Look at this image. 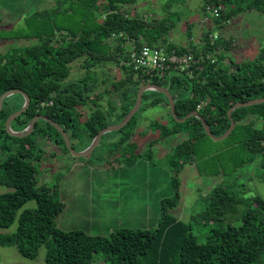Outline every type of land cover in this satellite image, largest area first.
I'll return each mask as SVG.
<instances>
[{
  "label": "trees",
  "instance_id": "obj_1",
  "mask_svg": "<svg viewBox=\"0 0 264 264\" xmlns=\"http://www.w3.org/2000/svg\"><path fill=\"white\" fill-rule=\"evenodd\" d=\"M184 2L188 0H171L160 6L154 1V7L148 9L147 2L140 0H56L54 8L27 16V28L17 35L33 38L35 43L0 51V97L14 89H23L31 97L30 106L12 121V128L17 124L24 131L35 116L45 115L66 131L82 128L88 146L101 129L109 126L113 116L117 124L125 118L136 103L139 89L151 82L171 91L177 115L172 114L174 119L198 111L215 135H223L231 125L228 111L236 103L264 97V50L254 61L245 63L227 57L232 43L220 29L243 11H264V0H204L203 15L199 17L205 18L208 25L197 36L194 24L199 20L185 19L189 38L184 45H178L170 37L184 19V11L174 8ZM150 9L154 14L148 15ZM6 35L0 32L1 39H7ZM140 45L176 50L200 61L191 71L142 77L130 64L131 50ZM103 56L114 60L122 72L111 87L99 90L107 79L102 81L90 71L78 81H68L71 62L82 59V67L90 70ZM123 60L127 62L123 64ZM152 93L166 98L169 105L164 93L149 89L143 95L146 106L158 104ZM105 96H109L107 108L102 104ZM24 103L23 94H14L4 99L0 110V148L7 150L0 160V184L12 189L0 195V245L14 246L29 258L38 257L45 246L47 264H94L98 259L99 264H251L264 254V197H254L236 223L231 214L243 198L232 185L221 183L200 196L201 209L191 220L184 221L172 213L182 200L177 175L175 194L162 200L158 224L152 229L121 228L109 236L63 229L59 219L66 204L57 186L40 183L36 162L41 155L38 141L31 136L43 131L44 127L39 126L43 120L59 135L58 140L66 142L60 131L44 119L35 123L32 135L18 137L9 133L7 118ZM87 106L89 114L83 108ZM233 117L236 127L232 133L246 132L237 143L242 157L234 168L237 171L247 162L258 161L259 175L264 180V103L237 108ZM183 123L193 133L173 149L170 163L178 172L206 158V151L203 153L199 145L205 137L212 139L200 118L192 116ZM159 128L160 139L180 131L166 124ZM44 131L51 139L52 133ZM132 135L128 131L121 144ZM74 137L78 138L76 134ZM10 139L16 147L9 143ZM32 200L36 206L24 208ZM17 219V229L7 231ZM202 224L210 228L205 241L196 233ZM98 254L101 258H97Z\"/></svg>",
  "mask_w": 264,
  "mask_h": 264
},
{
  "label": "rangeland",
  "instance_id": "obj_2",
  "mask_svg": "<svg viewBox=\"0 0 264 264\" xmlns=\"http://www.w3.org/2000/svg\"><path fill=\"white\" fill-rule=\"evenodd\" d=\"M154 1L163 6L171 0H140V3L147 2L146 8L148 6L149 9L154 7ZM54 2L56 0H0V14L3 18L0 30L8 35L7 39L0 38V51L35 43V39L22 38L17 34L24 27L27 28L24 22L27 16L36 11L54 8ZM203 4L204 0H188L174 8L184 11V19H180L173 30L171 42L178 45L187 42V18L199 20L194 24V33L197 36L203 32L208 25L205 18L199 17L203 15ZM145 10L144 7L143 11ZM155 10L157 11L156 8ZM135 12L138 13L137 10ZM147 13L151 15L153 12L150 9ZM220 30L225 31L224 36L232 43L227 57L245 63L254 61L264 50V11H243ZM82 63V59L70 63L71 74L68 81H78L90 71L102 81L107 79V83L100 84V90L107 85L111 87L122 76L121 70L110 57L109 61L105 56L100 57L90 70L82 67ZM151 95L155 96V100H159L157 105L146 106L144 102L133 121L122 132H107L87 154L76 155L70 151L67 144L58 140L60 137L55 130L43 120L39 122V126L44 127L43 131L29 134L32 139L38 141L41 156L36 165L40 183L57 186L59 195L66 204L59 219V225L63 229H83L91 234L107 236L121 228L152 229L158 224L162 200L175 194L176 175L181 179L182 200L172 213L184 221L191 220L192 215L201 209L200 196L221 183L232 185L233 190L243 198V201L236 205L234 215L231 214L236 223L242 218L246 207L249 208L252 204L254 197H264V180L259 175L258 161L239 165L241 168L237 167V171L234 168L242 157L237 143L245 135V130L234 132L220 141L203 138L199 147L203 153L206 151V158L192 165L187 164L179 172L172 167L170 160L174 147L191 138L193 130L172 117L166 98L162 99L161 95L156 93ZM108 97L105 96L102 101L104 108L109 107ZM91 104L93 107V102ZM118 104H121L120 100ZM90 106L83 107L88 114ZM110 121L109 126L117 124L115 116ZM160 124L177 127L180 131L160 139ZM13 127L15 131H23L19 130L20 126L17 124ZM44 130L52 133L51 139L45 136ZM128 131L133 132V135L127 143L121 144V139ZM67 132L76 151L84 152L89 149L92 143L86 146L89 141L86 142L83 138L82 128L75 127ZM74 134L78 138H75ZM9 143L16 147L13 139H10ZM6 153V148H0V160ZM209 170L213 172L209 173ZM11 190L10 187L0 184V195ZM36 204V201L32 200L25 204L24 208ZM17 226L18 219L7 231L13 232ZM209 229L207 224L197 228L196 233L200 240H206ZM45 256V246L40 249L38 257L29 258L14 246L0 245V264H47ZM97 258H101V255L98 254ZM99 261L100 259L94 264H99ZM251 264H264V254Z\"/></svg>",
  "mask_w": 264,
  "mask_h": 264
},
{
  "label": "water",
  "instance_id": "obj_3",
  "mask_svg": "<svg viewBox=\"0 0 264 264\" xmlns=\"http://www.w3.org/2000/svg\"><path fill=\"white\" fill-rule=\"evenodd\" d=\"M149 89L157 90V91H160V92L164 93L167 96L168 100H169V106H170V109L172 111L173 116L177 117L176 111H175V101H174V98H173V95H172L171 91L168 88L160 86V85H158L156 83L145 84L139 89L136 103L133 106V108L127 113L125 118L120 123H118L116 125L107 126V127L103 128V129H101L98 132V134L95 136V138H94L91 146L89 147V149H87L84 152L76 151V149L73 147V144L71 142L70 136L67 133V131L59 123H57L56 121H54L53 119H51L50 117L45 116V115H37V116H35L31 120L30 124L28 125V127L24 131H15L12 128V126H11L12 121L16 117L20 116L25 110H27V108L30 106V103H31L30 95L27 92H25L23 89L10 90V91L5 92L3 95H1V97H0V110L2 108L3 101H4L5 98H7V97H9L11 95H14V94H18V93L23 94L24 98H25V103H24L23 107L21 109H19L18 111L12 113L7 118L6 128L9 131V133H11L12 135L18 136V137L27 136L30 133H32V131L34 130L35 123L38 120H40V119H44V120L48 121L49 123H51L53 126H55L60 131V133L63 135V137L65 139V142L67 144V147L69 148L70 151H72L76 155H82V154H87L88 152H91L97 146V144L99 143V140L101 139V137L105 133H107L109 131L119 130L122 127H124L131 120V118L134 116V114L136 112H138V110L141 108V105L143 103L144 92L149 90ZM261 103H264V97H259V98L253 99V100H248V101H245V102L236 103L228 111L229 117H230V120H231V125H230L229 129L221 136H217V135H215L212 132L209 123L199 114L198 111H194V112L188 114L186 117L178 118L177 120L180 121V122H184L189 117L196 116V117H198V118H200L202 120L204 128H205V132L207 133V135L210 136L212 139H214L216 141H220V140H223L226 137H228L232 133V131L235 129V127H236V122H235L234 117H233V111L235 109L241 108V107H246V106H251V105H255V104H261Z\"/></svg>",
  "mask_w": 264,
  "mask_h": 264
},
{
  "label": "built area",
  "instance_id": "obj_4",
  "mask_svg": "<svg viewBox=\"0 0 264 264\" xmlns=\"http://www.w3.org/2000/svg\"><path fill=\"white\" fill-rule=\"evenodd\" d=\"M133 48L136 47L133 46ZM197 61H200V59H195L193 55L187 53H179L176 50L170 52L165 48L140 45L138 49L131 50L130 64L142 77L158 75L164 77L171 71H191ZM122 62L125 64L127 61L123 60ZM199 68H202V66H199Z\"/></svg>",
  "mask_w": 264,
  "mask_h": 264
}]
</instances>
